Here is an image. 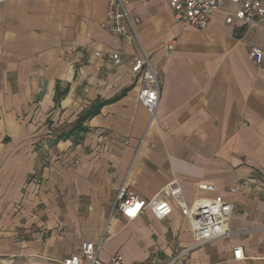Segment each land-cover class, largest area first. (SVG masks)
I'll return each instance as SVG.
<instances>
[{"label": "crops", "instance_id": "1", "mask_svg": "<svg viewBox=\"0 0 264 264\" xmlns=\"http://www.w3.org/2000/svg\"><path fill=\"white\" fill-rule=\"evenodd\" d=\"M122 2L138 19L129 44L101 27L107 0H0V264H61L101 239L104 263L264 264V26L226 25L230 4L198 30L167 0ZM143 53L163 79L152 122L130 77ZM172 180L188 206L232 204L230 237L192 249L177 209L115 210L121 187L147 201Z\"/></svg>", "mask_w": 264, "mask_h": 264}, {"label": "built area", "instance_id": "2", "mask_svg": "<svg viewBox=\"0 0 264 264\" xmlns=\"http://www.w3.org/2000/svg\"><path fill=\"white\" fill-rule=\"evenodd\" d=\"M167 3L175 21L185 27L207 29L213 13L226 4L235 8L225 18L226 25L242 23L246 26H264L263 0H167ZM135 23H138V19L130 17L122 0H107L106 21L101 25L104 30L129 44L133 38H137ZM172 44L173 42L169 43V50ZM94 56L99 58L101 54L96 52ZM249 57L255 65H259L263 53L260 48L255 47L250 50ZM108 58L113 65H119L120 58L117 53H112ZM130 77L135 82L137 100L147 111L152 122L158 107L163 79L153 70L145 53L138 65L130 70ZM229 190L236 193L239 189L231 187ZM173 209H177L183 217L189 219L194 237L192 249L231 235L228 224L233 213V205L225 202L222 197H216L197 199L188 206L177 180H172L147 201L140 199L126 187H121L115 201V210L128 222L137 219L144 210H148L155 219L164 220L171 215ZM101 245L102 239L97 243L84 242L77 254L62 259L61 264H126L118 253L114 254L108 263L102 262L99 258ZM232 254L234 260L243 259L240 249H234ZM166 264H171V261Z\"/></svg>", "mask_w": 264, "mask_h": 264}, {"label": "trees", "instance_id": "3", "mask_svg": "<svg viewBox=\"0 0 264 264\" xmlns=\"http://www.w3.org/2000/svg\"><path fill=\"white\" fill-rule=\"evenodd\" d=\"M115 101V100H113ZM109 102L106 101H97L95 102L91 107H89L87 110H85L80 117L77 119L75 122V125L73 126V129L71 132H74V130H81V125L87 121L90 118L95 117L96 115L99 114L101 108Z\"/></svg>", "mask_w": 264, "mask_h": 264}]
</instances>
